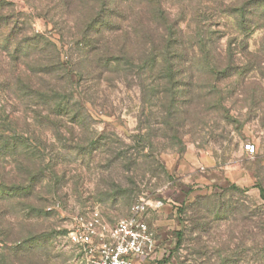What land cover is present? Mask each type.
Segmentation results:
<instances>
[{
  "label": "rangeland",
  "instance_id": "374dc122",
  "mask_svg": "<svg viewBox=\"0 0 264 264\" xmlns=\"http://www.w3.org/2000/svg\"><path fill=\"white\" fill-rule=\"evenodd\" d=\"M243 1L162 0L181 30L165 57L134 0H0V182L27 181L0 199V264H78L73 218L111 226L140 200L142 264H264V29L224 9ZM198 31L234 48L229 77L211 81Z\"/></svg>",
  "mask_w": 264,
  "mask_h": 264
},
{
  "label": "trees",
  "instance_id": "16d2710c",
  "mask_svg": "<svg viewBox=\"0 0 264 264\" xmlns=\"http://www.w3.org/2000/svg\"><path fill=\"white\" fill-rule=\"evenodd\" d=\"M110 1V0H109ZM113 1V0H111ZM134 3L142 5L144 7L154 8L150 15L151 17L148 20L146 26V34L150 37L151 47L158 46L163 50L165 57L170 55L169 53L176 52V48L179 46V41L173 39L180 38L179 33L181 30H178V24L175 21L169 20L167 12L162 6V0H134ZM148 9V8H147ZM227 16L235 20L236 30L242 34L247 35L248 30L252 27L254 29L262 28L264 29V0H244L238 6H228L225 7ZM99 26L105 25V20L98 16L96 20H93L92 24ZM251 34V33H250ZM201 32L195 34L194 39L196 40V47L198 48V56L201 58V62L206 65V69L209 72L211 81L214 83L216 81H221L222 78L229 77L233 63V53L234 48L231 47L230 43L227 46V50L224 56L222 51L218 49L217 43L220 38H213L212 36L204 38ZM153 40H157L156 43ZM247 46V44H245ZM262 53H264V45L261 48ZM214 55V56H213ZM222 56L221 60H218V57ZM168 61V63H167ZM164 62L166 66H162V72H160L158 79H161L166 82V84L174 83L178 85L179 82H175L176 72L174 71V66L171 65L170 58H166ZM209 81V77L207 79ZM207 83H210V81ZM175 97L171 99V102H174ZM50 111L61 112L64 110V107L60 103L54 102L52 105L48 106ZM7 143L4 147L7 149ZM12 149V148H11ZM24 183L27 181L17 184V185H7L0 182V199H6L12 191H19L22 189ZM261 198L264 201V191L260 189ZM18 194L17 198L22 199L25 195ZM162 263H166L165 261Z\"/></svg>",
  "mask_w": 264,
  "mask_h": 264
},
{
  "label": "built area",
  "instance_id": "2783aa9c",
  "mask_svg": "<svg viewBox=\"0 0 264 264\" xmlns=\"http://www.w3.org/2000/svg\"><path fill=\"white\" fill-rule=\"evenodd\" d=\"M244 151L252 155L253 144ZM156 204L155 207H157ZM150 205L143 200L134 204L131 215L108 226L96 209L76 215L67 232L68 242L75 248L78 264H134L155 252V236L144 214Z\"/></svg>",
  "mask_w": 264,
  "mask_h": 264
},
{
  "label": "crops",
  "instance_id": "0c3cea01",
  "mask_svg": "<svg viewBox=\"0 0 264 264\" xmlns=\"http://www.w3.org/2000/svg\"><path fill=\"white\" fill-rule=\"evenodd\" d=\"M144 259H138L137 261H135V264H142Z\"/></svg>",
  "mask_w": 264,
  "mask_h": 264
}]
</instances>
